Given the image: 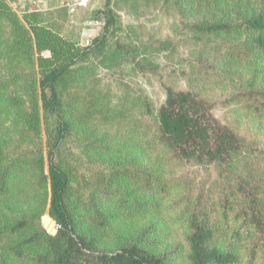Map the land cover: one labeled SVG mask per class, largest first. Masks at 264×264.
<instances>
[{"label": "trees", "instance_id": "1", "mask_svg": "<svg viewBox=\"0 0 264 264\" xmlns=\"http://www.w3.org/2000/svg\"><path fill=\"white\" fill-rule=\"evenodd\" d=\"M111 2H105L102 35L76 49L46 27L29 30L0 0L2 54L26 71L14 69V79L0 80V116L20 128V141L33 143L43 130L46 134L45 158L39 148L7 162L0 148V264H264L262 186L240 175L229 191L201 190L177 210L169 205L173 187L160 182L166 160L229 166L243 148V138L214 115L212 102L160 80L163 100L154 109L146 99L140 105L152 114L153 129L137 119H119L116 106L103 103L93 73L98 65L113 68L126 59L131 74L144 78L132 62L146 61L158 49L149 42L130 48L110 43L118 29ZM239 2L176 0L192 17L189 30L197 45L208 37L247 33L245 48H230L219 61L244 50L254 57L251 62L262 64L254 75L262 86L253 85L243 105L264 119V0ZM230 11L240 12L238 27ZM90 56L98 65L87 61ZM83 90L89 100L81 98ZM105 125L117 129L112 138H122L119 144L132 141L141 153H156L159 172L150 169L144 175L113 163L106 152L110 145L100 135ZM88 133L93 139H87ZM73 141L81 155L100 166L85 201L71 192L77 154L68 145ZM92 153H99L102 162ZM45 213L57 225L54 234L41 226Z\"/></svg>", "mask_w": 264, "mask_h": 264}, {"label": "rangeland", "instance_id": "2", "mask_svg": "<svg viewBox=\"0 0 264 264\" xmlns=\"http://www.w3.org/2000/svg\"><path fill=\"white\" fill-rule=\"evenodd\" d=\"M5 1L29 30L31 26L46 27L57 36L71 42L76 49L88 46L94 38L103 33L106 0ZM135 1L136 3L134 0H112L111 5L118 17L116 21L118 29L110 43L117 41L130 48L131 45L149 42L158 45V49L148 56V60L132 62L137 69L136 73L142 70L144 78L139 74L136 77L131 74L132 68L129 69L131 65L127 63L125 56L126 61L121 60L113 68L98 65V59L90 56L87 61L93 66L98 65L93 73L95 86L104 95L100 96L103 103L107 106H116L119 119L123 121L137 119L145 126H149V129H153L155 120L152 114L144 113L140 105L146 99L150 107L156 108L164 98L159 82L165 80L176 87L190 89L209 99L213 104L214 115L244 140L243 148L235 155L233 163L229 166H197L166 160L159 178L161 183L173 187L168 198L169 205L179 210L184 202L188 201L187 198L191 201L192 196L201 190L229 191L234 180L240 175L248 176L251 183H258L264 189V119L258 117L253 110L244 109L243 105L244 100L251 99L250 94L255 91L253 85L262 86L261 81L254 76L256 71L262 70V64L260 66L259 63L251 62L254 57L248 58L249 55H245L244 50L233 58L219 61L230 48L244 49L245 41H249L247 33L240 31L237 37H208L197 45L198 43L191 39L189 30L192 17L183 8L182 12L176 0ZM230 2L235 5L240 3L239 0ZM229 13L232 15L233 25L238 27L241 22L240 12ZM31 35L34 40L32 33ZM3 50L0 42V80L14 79V69L24 74L25 66L17 61H10L6 54H2ZM37 55L34 50V57L37 58ZM41 55L48 56V52H42ZM35 68L38 78L37 64ZM11 89L12 86L9 87V90ZM81 93L83 94L84 90ZM82 94L81 98L84 100L90 99L85 93ZM128 107L132 109L129 111ZM2 118L1 114L0 148L7 162L13 157H27L28 153L39 148L42 149L44 158L46 157L44 130L41 137H37L33 143L20 141V128L17 130L10 118L6 121ZM100 128L102 129L100 135L105 136V145L107 143L110 145L106 152L110 153L113 163L125 169L139 170L143 174L150 172V169L153 174L159 172L156 170L158 165L153 157L156 153L152 152V156L144 151L141 153L132 141L119 144V140L123 139L112 138L113 132L117 130L114 126L105 125ZM87 135L88 140L93 139L91 133ZM68 147L72 153L77 154V160L73 157L75 178L71 187L72 196L85 201L93 189V182L97 181L95 172L100 166L89 162L84 153L81 155V149L76 146L75 141ZM92 155L97 157L95 160L98 163L102 162L99 153ZM45 173L47 174L46 167ZM132 181L137 180L135 178ZM40 223L49 234H54L57 230L56 223L46 213L40 217Z\"/></svg>", "mask_w": 264, "mask_h": 264}, {"label": "bare ground", "instance_id": "3", "mask_svg": "<svg viewBox=\"0 0 264 264\" xmlns=\"http://www.w3.org/2000/svg\"><path fill=\"white\" fill-rule=\"evenodd\" d=\"M46 216V215H45Z\"/></svg>", "mask_w": 264, "mask_h": 264}]
</instances>
